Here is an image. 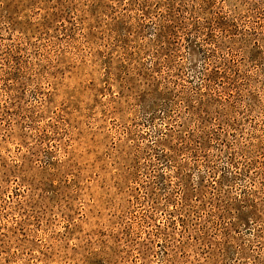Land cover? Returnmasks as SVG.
Here are the masks:
<instances>
[{
	"label": "rangeland",
	"instance_id": "rangeland-1",
	"mask_svg": "<svg viewBox=\"0 0 264 264\" xmlns=\"http://www.w3.org/2000/svg\"><path fill=\"white\" fill-rule=\"evenodd\" d=\"M0 264H264V0H0Z\"/></svg>",
	"mask_w": 264,
	"mask_h": 264
}]
</instances>
